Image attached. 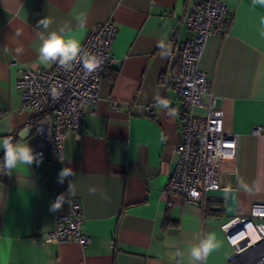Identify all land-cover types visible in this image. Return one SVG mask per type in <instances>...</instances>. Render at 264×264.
Returning a JSON list of instances; mask_svg holds the SVG:
<instances>
[{
  "label": "crops",
  "instance_id": "crops-1",
  "mask_svg": "<svg viewBox=\"0 0 264 264\" xmlns=\"http://www.w3.org/2000/svg\"><path fill=\"white\" fill-rule=\"evenodd\" d=\"M221 1L231 25L224 38L208 39L200 68L219 97L225 130L238 135L239 145L237 158L221 165L220 188L208 191L203 205L166 190L183 104L169 80L191 35L183 18L195 0H0V139H23L34 151L35 111L24 107L17 83L25 69L54 65L39 62L38 21L52 18L53 29L70 22L81 44L100 23L118 27L114 65L97 103L82 106L84 123L65 139L64 162L44 160L0 179V264H186L177 250L186 252L197 242L194 234L209 231L223 243L205 264H233L222 225L264 202V6ZM80 13L87 16L84 29L74 19ZM159 99L170 110L158 107ZM64 167L74 175L61 183ZM61 194V208L51 211ZM73 199L84 208L90 242L45 241Z\"/></svg>",
  "mask_w": 264,
  "mask_h": 264
},
{
  "label": "built area",
  "instance_id": "built-area-1",
  "mask_svg": "<svg viewBox=\"0 0 264 264\" xmlns=\"http://www.w3.org/2000/svg\"><path fill=\"white\" fill-rule=\"evenodd\" d=\"M183 21L191 35L181 47L179 62L169 80L183 99L178 110L181 140L166 190L181 194L188 202L204 205L206 193L220 188L222 163L238 156V135L225 130L219 97L212 89L208 73L200 68L208 39L224 38L232 19L225 2L195 0ZM117 34L115 23L106 21L92 29L83 41L82 46L101 60L100 68L90 75L81 64L70 70L54 64L51 68L23 71L17 87L24 107L35 111L31 124L35 152L42 154V161L54 163L64 159L65 139L84 123L82 106L93 107L97 103L102 79L114 65L112 47ZM52 89L58 93L56 99ZM83 223L82 203L73 199L70 210L57 217L56 227L47 233L45 241H78L87 245L91 238L83 230ZM222 230L234 247L233 264H264V202L253 203L250 215L231 218Z\"/></svg>",
  "mask_w": 264,
  "mask_h": 264
},
{
  "label": "clouds",
  "instance_id": "clouds-1",
  "mask_svg": "<svg viewBox=\"0 0 264 264\" xmlns=\"http://www.w3.org/2000/svg\"><path fill=\"white\" fill-rule=\"evenodd\" d=\"M254 4L264 6V0H253ZM78 27L84 29L87 25V16L80 13L74 17ZM55 23L52 18L44 17L38 21L36 27L42 29L38 31V39L40 41L38 48V59L40 64L48 66L49 64H57L65 70H70L75 64H81L87 74L96 72L101 65L100 58L87 51L81 42L73 38L71 35L72 26L70 22H65L53 29L51 26ZM262 31L264 36V17L261 18ZM19 52L20 49H17ZM53 99H56L58 93L56 89H52ZM157 106L162 109H169V102L166 99H159ZM170 110V109H169ZM0 149L3 151V157L0 159V174L12 175L19 168L29 169L34 163L39 165L42 161V154L34 151L29 142L18 139L13 140L10 137L0 139ZM58 159H60L58 157ZM61 163L64 161L61 160ZM74 172L70 167H64L59 173V182H63L65 178L73 176ZM29 179L26 180L27 185ZM240 187L248 191V186L241 183ZM72 190L71 183L69 184ZM63 194L58 196L51 204L50 210L56 211L61 208L63 203ZM196 243L191 244L185 251L177 250L176 256L182 260L186 256V264H205L209 255L215 250L222 247V241L217 238L214 231L205 234L196 233L193 236Z\"/></svg>",
  "mask_w": 264,
  "mask_h": 264
},
{
  "label": "trees",
  "instance_id": "trees-1",
  "mask_svg": "<svg viewBox=\"0 0 264 264\" xmlns=\"http://www.w3.org/2000/svg\"><path fill=\"white\" fill-rule=\"evenodd\" d=\"M0 179H1L2 181H6V179H7V175H5V174H0Z\"/></svg>",
  "mask_w": 264,
  "mask_h": 264
}]
</instances>
